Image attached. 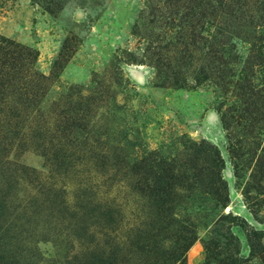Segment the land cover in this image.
<instances>
[{"label": "rangeland", "instance_id": "rangeland-1", "mask_svg": "<svg viewBox=\"0 0 264 264\" xmlns=\"http://www.w3.org/2000/svg\"><path fill=\"white\" fill-rule=\"evenodd\" d=\"M243 2L0 0L45 78L0 105V264H264V0Z\"/></svg>", "mask_w": 264, "mask_h": 264}, {"label": "trees", "instance_id": "trees-1", "mask_svg": "<svg viewBox=\"0 0 264 264\" xmlns=\"http://www.w3.org/2000/svg\"><path fill=\"white\" fill-rule=\"evenodd\" d=\"M217 4V8L213 6H208L206 9H209V12H206L208 17H211L213 20L219 17V14L227 15L230 19L239 20L243 18L244 14L247 12L245 9L246 4L242 1L243 0H215ZM223 5V6H222ZM197 9L199 10L197 15L199 17H204L205 8H202L200 4H197ZM205 9V10H204ZM220 10V11H219ZM263 10H259L262 12ZM204 12V13H203ZM264 13V12H263ZM249 15V14H248ZM254 15V14H253ZM250 17V16H249ZM255 19V18H254ZM199 25V24H197ZM203 25V24H202ZM263 26V23L261 24ZM262 26L258 24V26L252 30V34L254 35L257 33L261 34ZM201 30L203 31V26H199L198 35L200 34ZM257 30L259 32H257ZM218 35L224 36V34L218 29ZM196 34V36L198 37ZM249 39H254V36L249 35ZM212 39H215V36H212ZM257 38L256 40H259ZM261 47V46H260ZM36 62V53L31 51L30 49L20 47L18 45L13 44L11 41L6 40L3 37H0V105L5 104L4 102L7 101L8 97H15L17 93V87L20 86V90H24V97L29 98L30 96L34 95L33 88L36 89V84L38 83L36 80H45L44 77L39 76L34 70L33 66ZM247 78V77H244ZM25 79L27 82H24ZM249 79V78H247ZM244 81H247L244 79ZM40 82V81H39ZM250 82L247 81V84ZM35 85V87H34ZM167 183L164 187L166 189H170L173 184L171 182H176V176L166 174ZM171 179V180H170ZM201 182V181H199ZM164 192V191H163ZM214 195V194H213ZM168 205V203H166ZM167 210H169L167 208ZM191 244L190 242H186V248L183 252L189 247ZM185 247V246H184ZM149 253V252H148ZM163 255V254H162ZM183 255L174 256V254H165L161 257L160 260L156 261L155 257L151 258L154 260L155 263L152 264H173L175 261H180Z\"/></svg>", "mask_w": 264, "mask_h": 264}]
</instances>
